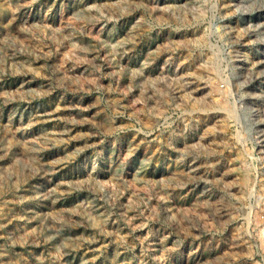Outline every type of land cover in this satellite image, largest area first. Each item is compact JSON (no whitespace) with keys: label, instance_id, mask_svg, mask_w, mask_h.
<instances>
[{"label":"rangeland","instance_id":"374dc122","mask_svg":"<svg viewBox=\"0 0 264 264\" xmlns=\"http://www.w3.org/2000/svg\"><path fill=\"white\" fill-rule=\"evenodd\" d=\"M264 0H0V264H264Z\"/></svg>","mask_w":264,"mask_h":264},{"label":"bare ground","instance_id":"6f19581e","mask_svg":"<svg viewBox=\"0 0 264 264\" xmlns=\"http://www.w3.org/2000/svg\"><path fill=\"white\" fill-rule=\"evenodd\" d=\"M258 13L264 16V8H258Z\"/></svg>","mask_w":264,"mask_h":264}]
</instances>
